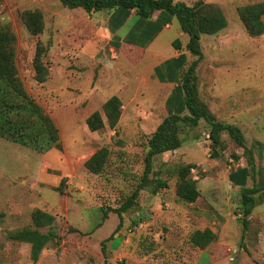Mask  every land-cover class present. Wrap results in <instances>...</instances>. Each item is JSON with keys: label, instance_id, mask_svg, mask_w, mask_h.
<instances>
[{"label": "rangeland", "instance_id": "1", "mask_svg": "<svg viewBox=\"0 0 264 264\" xmlns=\"http://www.w3.org/2000/svg\"><path fill=\"white\" fill-rule=\"evenodd\" d=\"M204 1L221 7L227 25L214 35L201 36L200 95L213 100L216 112L223 109L222 100H229L232 115L219 117L243 129L247 146L255 140L264 143V33L248 36L237 14L239 5L263 0ZM35 8L41 9L45 24L36 36L20 17L23 10ZM0 19L16 33V64L26 89L53 118L61 138V149L37 152L0 137V264H264V195L248 217L242 240V222L236 219L240 190L228 174L245 165L243 149L224 134L225 148L211 157L203 123L193 129L182 126L180 149L155 158L152 172L167 181L166 188L153 196L142 190L138 203L121 218L114 211L140 179L145 133L167 114L165 97L173 84L159 81L151 68L147 76L141 74L157 59L172 55L175 39L185 48L187 36L175 17L142 56L132 45L111 48L104 13L69 10L59 0H0ZM37 40L47 46L43 61L49 75L43 83L35 80L32 67ZM111 50L119 52L115 59ZM188 56L190 61L193 56ZM111 67L115 80L109 78ZM117 92L122 112L116 127L90 131L87 115ZM101 146L110 154L104 172L96 175L83 163ZM257 157L255 162L260 161ZM187 163L193 164L191 176L201 190L191 204L177 199L174 190L175 170ZM212 183H217L216 189ZM35 207L54 215L62 239L32 261L29 244L4 235L30 225ZM101 207L107 210L106 218ZM204 227L212 228L216 238L200 254L188 237Z\"/></svg>", "mask_w": 264, "mask_h": 264}, {"label": "trees", "instance_id": "2", "mask_svg": "<svg viewBox=\"0 0 264 264\" xmlns=\"http://www.w3.org/2000/svg\"><path fill=\"white\" fill-rule=\"evenodd\" d=\"M59 2L69 10L81 8L88 14L104 12L107 16L108 30L112 34L110 42L115 48H120L122 43L147 47L155 35L175 17L181 31L187 36L184 47L193 56L187 61L182 53L164 63L165 66L173 65L168 80L175 82L165 102L167 114L145 133L142 173L135 188L114 208L119 218L122 217V213L138 203L142 190L148 189L153 196L160 188L167 187V181L154 176V171L152 172L155 158L181 146L182 126L193 129L203 123L208 135L211 157H217L225 148L224 134L243 149L245 165L237 166L228 174L230 182L240 190L238 204L240 212H236L238 214L236 219L242 222L243 240L248 217L255 204L259 203V198L264 195V143L255 140L247 146L243 129L236 123L218 118L200 95L197 66L203 58L201 36L214 35L226 27L227 19L221 7L204 0H195L190 4L184 0H59ZM131 12L136 15V20L120 38L116 32L127 21ZM237 14L248 36L255 37L264 33L262 20L264 0L239 5ZM20 17L29 34L36 36L43 32L45 24L41 9L23 10ZM172 45L179 49L181 40L175 39ZM16 46L17 36L12 26L0 19V137L28 146L37 152L49 151L51 148L61 149L59 128L45 108L28 92L19 75ZM46 50L45 42L41 40L35 42L32 67L38 83L46 81L49 75L48 66L43 61ZM121 112L122 100L113 94L102 103L100 110H94L87 115L86 126L90 131H99L106 125L114 129ZM109 154L110 149L107 146L99 147L84 161L85 169L96 175L103 173ZM255 157L263 161L255 162ZM193 167V164L187 163L175 170L176 198L189 204L201 197L196 180L191 176L190 171ZM63 180V178L60 180V184ZM248 180L251 181L250 185L247 184ZM102 211L103 218H106V208H102ZM30 218V225L9 229L4 236L13 242L29 244L30 258L37 261L42 250L57 247L62 236L54 228V215L46 210L35 207L30 212ZM215 238L216 234L211 228H196L189 234L188 242L193 247L204 249ZM104 242L105 240L101 245L106 260Z\"/></svg>", "mask_w": 264, "mask_h": 264}, {"label": "crops", "instance_id": "3", "mask_svg": "<svg viewBox=\"0 0 264 264\" xmlns=\"http://www.w3.org/2000/svg\"><path fill=\"white\" fill-rule=\"evenodd\" d=\"M99 13H104V12H99ZM105 14V13H104ZM105 16H106V14H105ZM106 18H107V16H106ZM132 20V23H131V26H132V24L135 22V20H136V15L133 13V12H131V14H130V17L127 19V21L126 22H128V21H131ZM126 22L124 23V24H126ZM123 24V25H124ZM122 25V26H123ZM170 25H171V23L169 24V23H167L162 29H164V28H169L170 27ZM106 26H107V23H106ZM121 26V27H122ZM130 26V27H131ZM120 27V28H121ZM129 27V28H130ZM120 28L117 30V32H116V35L117 36H119L120 38H122L124 35H125V33L129 30H127L124 34H119V30H120ZM107 29H108V27H107ZM109 31V30H108ZM161 31V30H160ZM160 31L155 35V37L160 33ZM109 33H110V31H109ZM110 38H109V43H110V46H111V48L114 50V49H116V50H119L120 48H115L112 44H111V40H112V34L110 33ZM154 37V38H155ZM154 38L152 39V41L154 40ZM183 38H185V37H183ZM151 41V42H152ZM150 42V43H151ZM149 43V44H150ZM123 44H126V43H122V45ZM148 44V45H149ZM121 45V46H122ZM132 46H134V45H132ZM135 47H137V48H140L141 49V56H142V54H143V52H144V49L146 50V48L147 47H145V48H141V47H138V46H135ZM182 47H180L179 49H175L174 48V50L175 51H173V53H172V55H170V56H168V57H166V58H164L163 60H159L158 61V59L156 60V61H154V63H152L146 70H145V74L143 75V72H142V74H141V76L142 77H144V76H147L148 75V70L151 68V70H152V72L154 73V75L158 78V80L159 81H166V82H168V83H172L173 85H172V87H171V89H170V91L166 94V97H165V102H166V99H167V97H168V95H169V93L171 92V90H172V88L175 86V82H170L168 79H169V75H171L172 73H170V71H172V69H173V65L172 66H165L164 65V63H165V61L166 60H169V59H172V58H177L180 54H184L185 56H186V58H187V61H189L188 60V54H190L188 51H186V49L185 48H183V49H181ZM113 50H111L112 51V55H111V57L112 58H116V56L118 55V53L119 52H114ZM140 51H137V53H139ZM152 52V51H151ZM124 57V56H123ZM125 58V57H124ZM141 58V57H140ZM125 59H127V58H125ZM192 59V58H191ZM140 62V60L138 61V63ZM138 63H134L135 65L136 64H138ZM131 64V63H130ZM131 65H133V64H131ZM111 70H112V72H110V75L111 76H109V78H111L112 80H115L116 79V72H114L113 71V69H112V67H111ZM157 72V73H156ZM158 74H159V76H158ZM142 77L141 78H139L140 80L142 79ZM115 78V79H114ZM136 79V78H135ZM125 84H126V86H128L127 84L128 83H126V82H124ZM114 95H117V96H119L120 97V95L118 94V92L117 93H115ZM205 100V99H204ZM206 102H207V104H208V106H209V108H210V110L218 117V118H220V119H222V117H219V116H221V115H223L224 117L223 118H228V117H226V116H231L232 115V113H233V111H234V109L231 107L232 106V103L231 102H229V100H227V99H224V100H222V102L221 103H223L222 104V108L223 109H219L218 108V112H216L217 111V109L216 110H214L213 109V100H211V101H209V100H205ZM167 109V108H166ZM226 115V116H225ZM230 119H231V117H229ZM229 119V120H230ZM223 120V119H222ZM224 121H227V120H224ZM227 122H232V123H236V122H234V121H227ZM237 124V123H236ZM178 149H180V147L178 148ZM178 149H176V150H178ZM206 185V184H205ZM215 189H216V187H217V183H212L211 184ZM201 191V190H200ZM201 193V192H200ZM212 229V228H211ZM213 230V229H212ZM214 231V230H213ZM196 249H198L199 251H200V254H202V252H201V248H198V247H196ZM197 259H200V258H197ZM197 261V260H196ZM195 261V262H196Z\"/></svg>", "mask_w": 264, "mask_h": 264}]
</instances>
